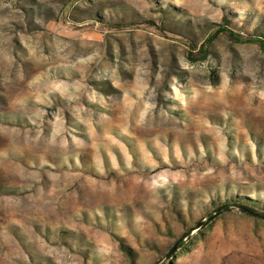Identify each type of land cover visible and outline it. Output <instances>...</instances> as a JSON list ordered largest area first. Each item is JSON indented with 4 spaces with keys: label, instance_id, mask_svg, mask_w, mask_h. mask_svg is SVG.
I'll list each match as a JSON object with an SVG mask.
<instances>
[{
    "label": "rangeland",
    "instance_id": "374dc122",
    "mask_svg": "<svg viewBox=\"0 0 264 264\" xmlns=\"http://www.w3.org/2000/svg\"><path fill=\"white\" fill-rule=\"evenodd\" d=\"M247 38L264 0H0V264H264L261 219L201 225L264 212Z\"/></svg>",
    "mask_w": 264,
    "mask_h": 264
},
{
    "label": "trees",
    "instance_id": "16d2710c",
    "mask_svg": "<svg viewBox=\"0 0 264 264\" xmlns=\"http://www.w3.org/2000/svg\"><path fill=\"white\" fill-rule=\"evenodd\" d=\"M222 32H227L229 33L231 36L235 37L236 34L233 33V31L227 29L226 27H220L218 29V31H215L214 35H212L209 39L208 42L212 39V37H214L215 35H218ZM244 42H250L252 44H258L259 47L264 50V42L261 39L258 38H247L244 40ZM232 209L237 210L238 212L245 214V216L248 217H254L257 219H261L262 221H264V212L262 211H257V209L255 207L252 206H245L243 204H232V203H228L225 202L222 205H219L217 207H214V209L212 210V213H209L206 220L204 223H202L201 225H206L209 222H213L218 216L224 214V213H229L232 211ZM182 242H178V245H181ZM181 246H179L180 248ZM174 251V248L171 247L168 253H172Z\"/></svg>",
    "mask_w": 264,
    "mask_h": 264
}]
</instances>
